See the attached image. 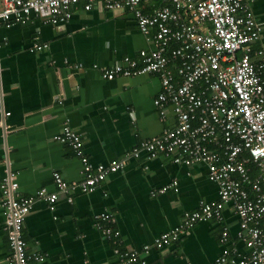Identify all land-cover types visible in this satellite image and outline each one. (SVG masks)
Segmentation results:
<instances>
[{
  "label": "crops",
  "instance_id": "0c3cea01",
  "mask_svg": "<svg viewBox=\"0 0 264 264\" xmlns=\"http://www.w3.org/2000/svg\"><path fill=\"white\" fill-rule=\"evenodd\" d=\"M138 6L152 12L158 4L144 1ZM251 8L262 27L252 48H262L264 56V0H253ZM30 18L25 24L0 25V180L5 169L11 170L18 194L28 196L41 187L54 191L55 171L67 180L79 179L80 160L71 147L54 139L64 123L80 133L93 165L126 161L93 191L75 192L72 203L62 195L54 210L42 199L33 203L22 230L27 252L44 257L33 264H118L115 245L139 251L150 245L148 253L141 252L146 264H211L223 246L245 254L230 202L221 220L199 221L166 247H152L154 239L178 225L199 200L217 201L219 185L208 178L203 163H175L173 155L126 157L140 141L160 135L175 122L170 105L161 111L154 103L161 90L157 75L102 76V68L126 56L139 61L141 49L153 48L135 12L125 6L108 9L94 1L90 9L77 3L61 25ZM34 41L48 47L30 50ZM245 166L250 179L260 172L253 163ZM173 180L176 185L151 195V190ZM101 212L113 215L110 226L118 231L113 237L117 243L97 229L95 215ZM226 228L227 245L221 243ZM10 251L0 207V264H9Z\"/></svg>",
  "mask_w": 264,
  "mask_h": 264
},
{
  "label": "built area",
  "instance_id": "2783aa9c",
  "mask_svg": "<svg viewBox=\"0 0 264 264\" xmlns=\"http://www.w3.org/2000/svg\"><path fill=\"white\" fill-rule=\"evenodd\" d=\"M94 1L108 9L125 6L133 10L140 31L153 44L152 49L139 51V61L126 56L121 63L102 68V76L157 75L161 90L154 103L161 111L170 105L175 116L171 127L140 141L126 157L173 155L175 163H203L208 178L219 185L217 201L199 200L195 209L183 213L178 225L160 233L152 247H166L199 221L221 220L223 208L230 202L239 219L236 236L247 251L236 255L234 249L223 246L211 264H264V56L262 48H252L262 28L251 8L253 0H0V25L25 24L32 15L44 23L61 25L77 3L90 9ZM144 1L158 6L144 12L137 8ZM47 47L45 42L34 41L30 50ZM54 139L71 147L81 162V177L67 180L55 171L54 191L41 187L22 196L14 172L5 169L0 180V207L11 250L9 264H33L44 258L27 252L22 233L25 217L36 200L46 201L54 210L61 195L72 203L75 192L93 191L108 174L125 166V160L117 159L93 165L80 133L68 123ZM244 163H253L260 172L250 179ZM176 184L173 180L150 193L155 196ZM113 221L111 213L95 215L97 229L117 243L113 237L118 231L110 226ZM228 242L226 228L221 243ZM150 247L144 245L139 251L115 245L113 253L118 264H146L141 252L148 253Z\"/></svg>",
  "mask_w": 264,
  "mask_h": 264
}]
</instances>
